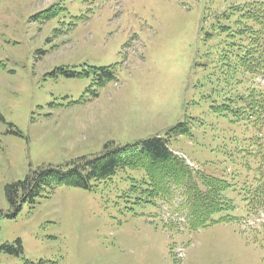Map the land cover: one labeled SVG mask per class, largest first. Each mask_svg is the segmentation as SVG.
Here are the masks:
<instances>
[{"label": "rangeland", "instance_id": "obj_1", "mask_svg": "<svg viewBox=\"0 0 264 264\" xmlns=\"http://www.w3.org/2000/svg\"><path fill=\"white\" fill-rule=\"evenodd\" d=\"M254 1L0 0V264H264V156L252 127L210 108L230 70L217 64L230 42L219 17ZM184 122L192 137L170 132ZM157 136L228 181L234 208L193 230L181 201L128 168L92 191L46 188L17 214L7 200L41 167Z\"/></svg>", "mask_w": 264, "mask_h": 264}, {"label": "trees", "instance_id": "obj_2", "mask_svg": "<svg viewBox=\"0 0 264 264\" xmlns=\"http://www.w3.org/2000/svg\"><path fill=\"white\" fill-rule=\"evenodd\" d=\"M224 15L227 27H222V30L230 34V42L219 53L217 64L222 65L220 68L225 64L230 70L227 73L221 71L224 88L213 91L222 94L223 104L219 106L215 105L217 102H212L210 108L215 113H223L227 120L232 116L230 123H237L245 129L247 125L252 127L255 131L249 141L255 149L253 157L256 158V153L263 157L264 138L260 133L264 128V90L253 86V79L247 76L264 77V2L235 6ZM110 69L101 70L106 72ZM115 79L114 73L109 71V81ZM232 84L242 86V89L233 90ZM170 132L192 137L187 122L179 123ZM169 142V138L157 136L134 145L107 147L102 155L77 160L66 168L41 167L23 181L7 186V200L17 214L23 204L34 208L37 198L46 188L53 190L58 186H67L92 191L93 181L112 180L118 170L128 168L144 171L142 183L152 188L151 193L160 192L156 196H161L164 203L171 204L176 199L181 201L179 210L186 212L185 219L191 229L197 231L209 227L215 223L212 220L214 215L234 208L233 202L224 195L232 185L189 166L183 157L171 151ZM133 182L137 184L138 180ZM258 189L264 196L262 187ZM231 221V218L223 219V222ZM44 263L42 261L41 264Z\"/></svg>", "mask_w": 264, "mask_h": 264}, {"label": "bare ground", "instance_id": "obj_3", "mask_svg": "<svg viewBox=\"0 0 264 264\" xmlns=\"http://www.w3.org/2000/svg\"><path fill=\"white\" fill-rule=\"evenodd\" d=\"M179 156V155H178Z\"/></svg>", "mask_w": 264, "mask_h": 264}]
</instances>
